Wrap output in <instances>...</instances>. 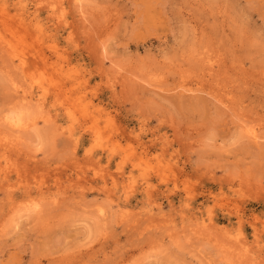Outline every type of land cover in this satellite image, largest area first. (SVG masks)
<instances>
[{
  "label": "rangeland",
  "instance_id": "obj_1",
  "mask_svg": "<svg viewBox=\"0 0 264 264\" xmlns=\"http://www.w3.org/2000/svg\"><path fill=\"white\" fill-rule=\"evenodd\" d=\"M0 264H264V0H0Z\"/></svg>",
  "mask_w": 264,
  "mask_h": 264
},
{
  "label": "bare ground",
  "instance_id": "obj_2",
  "mask_svg": "<svg viewBox=\"0 0 264 264\" xmlns=\"http://www.w3.org/2000/svg\"><path fill=\"white\" fill-rule=\"evenodd\" d=\"M15 56H16V55H15ZM21 62H22V61H21ZM19 97H20V96H19ZM22 104H23V103H22ZM22 104H21V105H22ZM28 104H29V103H28ZM21 105H20V106H21ZM40 209H41V208H40ZM38 212H39V211H38Z\"/></svg>",
  "mask_w": 264,
  "mask_h": 264
}]
</instances>
